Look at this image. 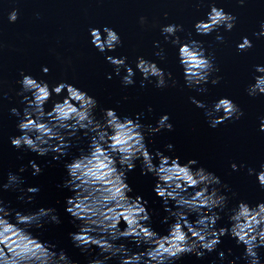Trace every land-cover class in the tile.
I'll return each mask as SVG.
<instances>
[{"label": "water", "instance_id": "95a60500", "mask_svg": "<svg viewBox=\"0 0 264 264\" xmlns=\"http://www.w3.org/2000/svg\"><path fill=\"white\" fill-rule=\"evenodd\" d=\"M212 6L235 16L234 28L229 32L220 27L209 35H197L194 24L206 20ZM13 9L18 10V19L9 23L8 15ZM141 17L146 18L144 25L140 24ZM262 23L264 0H245L243 6L239 0H0V201L12 212L7 219L15 224L16 212L28 214L40 208H53L61 223L56 225L51 216L45 217L43 228L28 229L31 236L41 243L55 245L57 252L63 250L71 264H91L94 259H103L98 257V248L84 252L74 246L69 234L78 231L79 222L73 221L66 212V201L74 192L62 187L68 179L65 164L89 152V139L78 132L71 139L67 155L59 160H54L51 152L41 157L27 148L17 150L11 145L9 138L21 135L17 125L28 103L17 95L22 91L17 83L22 80L21 72L38 82H46L50 89L63 82L86 92L97 101L94 115L101 122L104 109H114L121 119L137 120L139 116L137 122L144 126L146 142L153 141L148 144L150 153L159 150L165 156L179 157L181 165L194 159L198 162L196 168L203 167L219 177L221 184L213 187L226 197V204L222 211L215 210L221 216L217 229L231 227L229 216L239 202L252 207L264 203V188L256 178L264 165V132L260 131L264 95H248L255 77L264 76L255 70L257 66H264V36L256 35ZM169 24L182 26L183 30L176 33L181 44L198 42L207 56L214 57L212 62L218 71L202 85L206 92L186 86L177 58L179 45L171 43L174 37L165 40L161 34V28ZM104 27L119 35L121 45L114 51L101 53L91 43L90 30L103 32ZM217 36L222 37L223 42L217 40ZM243 37H247L253 47L241 53L237 45ZM157 52L161 55L157 56ZM108 56L127 58L126 64L136 72L133 85L122 83L125 69L121 68L117 75L115 67L106 59ZM138 57L156 63L165 72L167 87L157 88L154 78L151 82L143 81L144 87H141L142 76L136 71ZM45 67L49 69L46 75L42 71ZM167 73L172 74V80L167 79ZM216 78L219 83L213 85L211 80ZM25 95L31 99L30 93ZM66 96V90L60 96L53 94L44 106L45 111H51L54 103L62 102ZM193 98L203 102L209 111L219 99L228 98L244 115L212 128L206 110L197 108L192 103ZM13 108L20 116L12 115ZM163 115L169 116L168 123L173 125V130L149 134L148 126L156 127ZM168 144L173 145L172 150L167 149ZM30 161L42 169L40 175L32 174ZM153 162L159 163L156 159ZM232 164L237 165V171L232 170ZM21 167L26 171L21 173ZM249 169L254 170L253 175L248 174ZM9 173L24 181L15 190L3 187ZM156 182L151 174L141 175L140 161L133 171L127 172L126 183L132 188L129 196H140L147 201L152 230L165 236L174 221L162 222L168 213L154 192ZM29 187L39 189L31 203L27 202ZM189 191L194 194V190ZM169 206L173 207L172 202ZM188 219L195 221L197 217L193 214ZM119 227L124 230L126 225L121 222ZM116 243L126 245L132 253L142 252L146 247H137L124 239ZM220 252L225 254L224 260L219 258ZM244 253L243 245H237L235 239L225 235L216 250L205 253L203 258L186 254L174 264H230L231 261L248 264ZM258 255L260 264H264V248L258 249ZM106 264H119V257Z\"/></svg>", "mask_w": 264, "mask_h": 264}, {"label": "clouds", "instance_id": "9594fccd", "mask_svg": "<svg viewBox=\"0 0 264 264\" xmlns=\"http://www.w3.org/2000/svg\"><path fill=\"white\" fill-rule=\"evenodd\" d=\"M244 3L245 0H239L241 6ZM17 19L18 10L13 9L8 15L9 23H15ZM235 22V16L212 6L206 20L197 21L194 29L197 35L205 36L220 27L230 32ZM145 23L146 18L141 17L140 24ZM182 30L180 25L169 24L161 28V34L165 40L174 37L171 43L179 45L177 58L183 69L186 86L206 92L207 89L202 85L207 84L212 73L218 71L212 62L214 57L207 56L198 42L181 44L176 33ZM256 35L264 36V23ZM90 36L91 43L101 53L114 51L121 45L119 35L108 27H104L103 32L92 29ZM217 40L223 42L220 36H217ZM252 47L251 41L243 37L237 45V51L247 52ZM156 55L160 56L161 53L157 52ZM106 59L115 67L117 75L121 68L125 69L126 75L122 80L125 86L135 83L133 77L136 72L126 64V57L108 56ZM255 70L264 73V66H257ZM42 71L46 75L49 69L45 67ZM136 71L142 76L141 87H144L143 81L151 82L152 78L157 88L167 87L166 74L156 63L138 57ZM20 75L22 80L17 83L22 91L17 95L23 96V100L28 103L23 119L17 125L21 135L9 138L12 147L17 150L27 148L41 157L51 152L54 153L52 158L59 160L67 155L71 139L78 132H83L90 141L87 154L73 157L71 162L65 164L68 179L62 187L74 192V196L66 201V212L73 221L79 222L78 231L69 234L74 246L84 252L93 247L98 248V257H103L92 260L91 264H106L115 257H119V264H174L186 254L203 258L205 253L216 250L221 237L225 235L235 239L237 245L244 246V258L248 264H260L258 249L264 248V203L252 207L246 202H239L229 216L231 227L217 229L221 216L215 210H223L226 197L219 194L218 188L213 187L221 184L214 173L203 167L196 168L198 162L194 159L181 165L179 157L165 156L159 150L150 153L148 144L153 141L146 142L144 126L137 122L139 116L137 120L127 117L121 119L114 109H104L101 122L94 115L97 101L86 92L63 82L50 89L44 81L38 82L23 72ZM167 79L172 80L171 73H167ZM175 83L173 80V86ZM211 83L218 84L219 78L212 79ZM65 90L66 98L62 102H55L51 111L46 112L44 106L53 94L60 96ZM26 93L31 94V99ZM248 95H264V76L255 77V84L249 86ZM192 103L206 110L212 128L233 118L239 120L244 115L228 98L219 99L210 111L203 102L194 98ZM11 113L20 116L16 108L11 109ZM217 113L223 115L216 116ZM168 121L169 116L163 115L156 127L148 126V133L155 134L161 130L171 132L173 125ZM260 131L264 132V118L261 120ZM166 147L172 150L173 145L168 144ZM154 159L158 160V165L154 164ZM137 161L141 162V175L151 174L156 178L154 192L163 201L164 211L168 213L162 222L168 223L170 219L174 221L165 236L152 230L147 201L140 196H129L132 188L126 183L127 172L135 169ZM29 164L34 176L41 174L42 169L34 161ZM231 168L233 171L238 170L236 164H232ZM261 169L256 173V178L261 188H264V165H261ZM19 171L23 173L26 168L21 167ZM248 174L253 175L254 170L249 169ZM23 182L19 176L9 173L8 182L3 187L15 190ZM190 189L194 190V194H191ZM26 191L30 194L27 202L31 203L32 196L39 189L29 187ZM170 202L175 211L169 206ZM193 214L197 219L190 221L188 217ZM10 215L12 212L0 201V264H71L63 250L57 252L55 245L39 242L28 231L33 227L43 228V218L49 216L52 223L59 225L61 221L55 209L40 208L28 214L16 212L15 224L7 219ZM121 222L126 225L124 230L119 227ZM122 239L130 240L137 247L146 246L145 250L132 253L126 245L116 243ZM219 258L224 260L225 254L220 252ZM230 264H235V261Z\"/></svg>", "mask_w": 264, "mask_h": 264}]
</instances>
